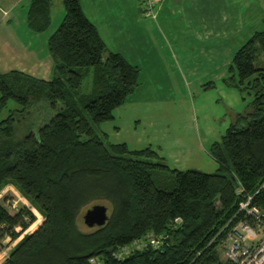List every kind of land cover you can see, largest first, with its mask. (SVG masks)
Masks as SVG:
<instances>
[{"label": "trees", "instance_id": "16d2710c", "mask_svg": "<svg viewBox=\"0 0 264 264\" xmlns=\"http://www.w3.org/2000/svg\"><path fill=\"white\" fill-rule=\"evenodd\" d=\"M61 5L46 42L50 80L0 73V111L8 102L19 107L0 119V191L13 186L41 216L24 232L35 215L25 205L10 212L1 196L0 250L6 238L15 240L2 264H232L218 256L230 227L241 221L264 230V22L236 49L223 80L252 92L250 111L210 144L217 168L205 173L170 169L149 147L102 141L94 124L112 118L138 69L105 49L78 0ZM49 11L50 0H29L26 28L46 31ZM89 68L91 89L79 93ZM39 98L54 113L35 128L17 126L14 114ZM247 196L257 218L237 210ZM97 202L109 208L105 222L81 229L80 213Z\"/></svg>", "mask_w": 264, "mask_h": 264}, {"label": "rangeland", "instance_id": "374dc122", "mask_svg": "<svg viewBox=\"0 0 264 264\" xmlns=\"http://www.w3.org/2000/svg\"><path fill=\"white\" fill-rule=\"evenodd\" d=\"M227 1L232 3V0H220L219 27L221 29L224 26L221 22L222 18L228 15L229 19H232L230 22L233 23L234 31L230 32L229 29V32L225 31L228 38L223 39L222 44H225L230 52L229 54L224 52V57L220 56L217 71H210V66L202 64H183L184 60L194 62V53L204 49L205 42L209 40L199 42L192 35V29L202 32L207 27L205 17L203 20L191 18L193 23L188 25V29L181 20H178L179 16L171 17L173 25L180 28L179 31L178 28L175 30L177 40L161 28V32L159 31L161 34L157 31L146 34L147 38L151 37V39L143 41L139 29L138 48L132 50L125 47L122 49L123 55L120 54L129 64L138 68V84L126 97L125 104L113 112V119L94 124V129L105 144L122 142L130 150L150 147L164 157L165 163L170 168L193 169L206 173L216 170L217 164L208 154L210 143L219 139L236 114L250 111L249 104L252 99L250 90L239 92L223 81L227 76V67L223 62L226 58L231 59L232 53L238 47L254 33L259 32L264 22V0H235L236 5L233 6H227ZM28 3L29 0H0V33L2 27L3 30L10 28L15 32L18 38L15 45L19 51L23 49L33 51L32 39L35 37L26 29L23 17ZM3 12L6 13V17L3 16ZM129 15L130 12L123 16ZM62 16L61 0H50V25L41 35H51ZM147 18L149 19L148 16ZM195 23L200 25L195 26ZM143 31L146 33L147 29ZM187 35L191 42L186 40ZM30 43L32 49L27 47ZM104 46L110 51L106 43ZM209 73L216 76L208 80L209 75L211 76ZM92 74L93 68L86 69V73L83 70L78 87L79 93L85 94L90 91ZM13 108L19 107L8 102L0 111V119ZM53 113L54 109L39 98L31 108L17 112L14 116L17 126L26 129L41 125ZM4 195L10 198L7 205L10 212H13V207L18 205L30 208L35 219L24 232L35 229L41 222L40 214L17 193L13 186H4L0 191V198ZM93 204L107 206L105 202ZM85 209L79 215L81 229L86 228L81 219ZM108 211L107 207L106 213ZM260 236L261 231L256 230V237ZM14 242L15 240L8 241L7 238L4 240L0 250V263L2 250L7 249L8 252ZM127 249L124 248L122 254Z\"/></svg>", "mask_w": 264, "mask_h": 264}, {"label": "crops", "instance_id": "0c3cea01", "mask_svg": "<svg viewBox=\"0 0 264 264\" xmlns=\"http://www.w3.org/2000/svg\"><path fill=\"white\" fill-rule=\"evenodd\" d=\"M78 1L83 15L86 17V19H88L91 23H93L102 42H104V44L106 43L110 48L109 52L122 54V49L125 47H129V49L132 50H134L135 47L138 48L139 29H141L143 41L145 39L146 40L151 39V37L147 38V35H149V33H154V31H157L159 34H161L160 33L161 28H164L166 33H169V35L172 38L174 39L176 38L175 40H177L178 37L175 30H177L178 28L179 31L180 28L174 26L173 21H171V17H175V16H179L178 20L182 21V24L185 26L186 29H188L187 27L189 24L193 23L191 18H195V19L199 18V20H203V18L205 17L204 20L207 23V27H205L202 32H196L194 29H192V35L196 41L200 42L202 40H208V39L209 40L205 42L206 45L204 49L197 50L194 53L193 55L194 62H191L190 60H184L183 61L184 65L187 63H193L192 65L202 64V65L210 66L209 67L210 71L211 70L217 71L220 56L224 57V52L228 54L230 52L229 49L225 47V44L222 43H224L223 39L227 40L228 38L225 34V31L229 29L230 32H232L234 31V27H233V23L230 22L232 19H229L228 15L226 16L222 15L223 20L221 22L224 23V26H222V28L220 29L219 19H218V14H219L218 9L220 7V0H159V2L155 6L154 18L149 17L150 20L147 18V16L143 14V9L140 0H78ZM234 1L235 0H232V3H229V1H227V6L236 5V2ZM128 12H130L129 16H123ZM3 16L4 17L7 16L5 12H3ZM23 17L25 24V14ZM187 19L189 20L187 21ZM177 22L179 24V21ZM196 25H200V24L195 23V26ZM3 29L4 27H2V31L0 33V73H5L11 70H15L30 75L34 78L43 81H48L52 75L51 74L52 60L46 49V42L50 34L47 36H42L41 34L45 33V31L42 33H32L33 37H35L32 39L33 51H29V49H23L19 51L15 45V42L18 39L15 32H12L10 28L9 29L6 28L8 29L6 32H5L6 29L5 30ZM143 29H147L146 33L143 31ZM174 34L176 36H174ZM186 40H189L188 42H191L189 35H187ZM27 47L32 49L31 43L30 45L28 44ZM233 54L234 53H232V56ZM231 59L229 58L224 59L223 64H225L227 68ZM209 74H211V76L209 75L208 80H212L216 76V75L213 76L212 73ZM226 74H227L226 76L227 78L228 77L227 71ZM225 83L229 85L227 82ZM133 91L134 89L130 93H132ZM125 101L120 106H123L125 104ZM120 106L116 107L112 111L111 119L114 118L113 112L116 111L118 108H120ZM102 135L105 136L104 133H102ZM111 144H116V143H111ZM150 149L154 151L157 155L159 154L154 149L152 148ZM132 150H136V149H132ZM159 157H161L164 160V157L162 155H160ZM168 168L170 167L168 166ZM170 169H177V168H170ZM218 256L219 259L221 260L224 259L223 247L218 250Z\"/></svg>", "mask_w": 264, "mask_h": 264}, {"label": "built area", "instance_id": "2783aa9c", "mask_svg": "<svg viewBox=\"0 0 264 264\" xmlns=\"http://www.w3.org/2000/svg\"><path fill=\"white\" fill-rule=\"evenodd\" d=\"M159 0H140L143 14L154 18V8ZM250 196L238 203V211L257 218V209L249 206ZM224 258L232 264H264V230L256 237V231L243 222H237L230 227L222 241ZM7 255V249L2 250L1 263Z\"/></svg>", "mask_w": 264, "mask_h": 264}, {"label": "water", "instance_id": "95a60500", "mask_svg": "<svg viewBox=\"0 0 264 264\" xmlns=\"http://www.w3.org/2000/svg\"><path fill=\"white\" fill-rule=\"evenodd\" d=\"M107 207L103 204H92L82 213V222L87 227L101 226L106 218Z\"/></svg>", "mask_w": 264, "mask_h": 264}, {"label": "bare ground", "instance_id": "6f19581e", "mask_svg": "<svg viewBox=\"0 0 264 264\" xmlns=\"http://www.w3.org/2000/svg\"><path fill=\"white\" fill-rule=\"evenodd\" d=\"M256 231V230H255Z\"/></svg>", "mask_w": 264, "mask_h": 264}]
</instances>
